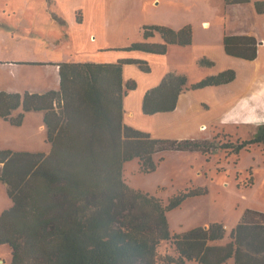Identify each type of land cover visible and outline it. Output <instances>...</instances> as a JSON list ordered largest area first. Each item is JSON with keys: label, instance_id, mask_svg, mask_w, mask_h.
<instances>
[{"label": "trees", "instance_id": "trees-1", "mask_svg": "<svg viewBox=\"0 0 264 264\" xmlns=\"http://www.w3.org/2000/svg\"><path fill=\"white\" fill-rule=\"evenodd\" d=\"M226 53L254 60L264 43V0H224ZM159 33L162 42L154 41ZM143 41L122 48L166 54L168 46L192 43L187 25L143 26ZM201 63L212 64L207 59ZM146 61L122 58L115 63L59 64V88L44 94L0 92V116L20 125L24 114L11 110H45L51 152L0 150V181L8 185L12 206L0 214V245L11 249L10 264H264V212L246 209L226 244L220 223L185 233L171 231L167 213L206 189L181 192L163 204L158 197L130 186L124 163L138 158L143 172H152L154 155L164 151H209V141L155 138L126 125L124 97L136 87L124 81L125 64ZM229 69L188 85L184 74L170 72L143 100L144 114L175 110L186 89L228 84ZM264 143V123L250 143ZM246 143L240 144L239 148ZM170 241L174 253H161Z\"/></svg>", "mask_w": 264, "mask_h": 264}, {"label": "rangeland", "instance_id": "rangeland-1", "mask_svg": "<svg viewBox=\"0 0 264 264\" xmlns=\"http://www.w3.org/2000/svg\"><path fill=\"white\" fill-rule=\"evenodd\" d=\"M1 1L0 8L4 2ZM10 1L15 10L12 15L25 16L27 19V22L20 26L22 34H27L25 36L27 40L32 38L29 35L30 30L50 33L46 41L43 37L38 38L43 43H47L49 38L60 35L58 32L52 33V25L49 26L47 13L38 12L39 6L36 2L26 6L28 0ZM89 3L91 0H65L58 4V7L64 9L63 13L66 17L71 18L74 7H87ZM102 3L105 16L100 23L106 33L107 43L111 42L120 48L128 47L143 41L142 31L145 25L175 27L185 23L193 30L195 40L193 46H186L177 52L170 51L167 57L170 62H178L183 68H189L191 80L199 82L207 76L232 69L235 73H239V79L243 82L252 78L253 70L259 68L258 75L263 81L264 88V52L260 55V66L257 65L256 58L245 60L233 56L227 57L220 52L226 20L224 0H102ZM78 14L80 15L81 12ZM31 21H33L32 25H30ZM68 33L74 56L94 60L111 58L109 52H99L93 48L99 43L97 39L99 34L94 42L85 29L72 27ZM155 36L162 39L159 33ZM21 40L25 41L23 38ZM57 47V51H64L66 43H60ZM49 50L52 54V48ZM198 56L200 60L207 59L212 64L199 61L200 66L198 64L194 66L193 60ZM25 70L32 81L36 74H31L30 68ZM196 91V96L207 97L211 108L208 109V105L204 104L207 109L192 113L188 128L187 126L173 128L178 129V132L169 131L164 134L168 138L182 136L181 139L207 140L209 151L156 153L154 161L157 166L152 172H143L138 158H134L124 163L123 178L133 188L158 197L163 204H167L170 198L181 192L206 189V194L189 197L179 207L167 213L170 228L174 233H185L198 226L206 227L212 223H220L225 227V236L219 242L223 245L229 242L231 231L246 209L264 212V143H250L257 135L259 126L256 123L217 118L222 116L221 113L225 109L224 105L219 108L216 104L220 95L218 90L203 88ZM31 123V120L26 122L22 131H26ZM201 124L204 125L199 128ZM40 133L47 137V131ZM243 143H246L245 146L239 148ZM35 148L37 152L45 154L51 152V144L48 141ZM11 206L12 200L1 182L0 214ZM159 250L161 253H174L170 241H162ZM11 260L10 247L0 245V264H10ZM188 264L199 263L192 260ZM225 264H234V259H229Z\"/></svg>", "mask_w": 264, "mask_h": 264}, {"label": "crops", "instance_id": "crops-1", "mask_svg": "<svg viewBox=\"0 0 264 264\" xmlns=\"http://www.w3.org/2000/svg\"><path fill=\"white\" fill-rule=\"evenodd\" d=\"M2 1L4 2L0 8V92L10 94L18 93L22 95L26 91L44 94L51 90H58L60 63H115L122 58H134L146 61L150 66V71H144L138 63L125 64L123 67L124 81L133 79L136 82V87L129 90L124 97L123 119L126 125L148 132L155 138L181 139L182 136L168 138L164 133H168L169 131L178 132V129L181 127L187 126L188 128L192 113L207 109L203 106L204 104L208 105V109L211 108L207 97L201 98L200 96H196V90L198 89L188 88L179 95L175 110L152 115L144 114L142 104L146 93L150 89L158 86L166 74L170 72L184 74L188 79V85L198 82L191 80L192 76L189 68H183L182 64L178 62H170L167 57L170 51H181L183 50L181 48H185L186 46L178 44L169 45L166 54H153L142 51H132L133 53L122 52V48L111 42L107 43V40H105L106 33H104L100 23V20L105 16V8L102 0H91V3L87 7H74V14L71 18L66 17L63 13L64 9L58 7V4L65 0L26 1V6L33 5V2H36V5L39 6L38 12L42 13L44 11L47 13V18L50 21L49 26L52 25V33H60L57 37L49 38L47 43L39 40L43 37L46 41L48 34L50 35V33L46 34L43 31L30 30L29 35L32 38L27 40L25 37L27 34H22L20 31V26L25 21L27 22L26 17L12 15V13H15V10L12 8L11 1ZM78 12H81V14L79 15ZM32 24L33 21L30 22V25ZM185 26L187 24L184 23L170 27L179 30ZM72 27L85 29L94 42H96L95 40L99 34L100 36L97 38L99 43L93 48L99 52H109L111 58L107 60L100 58L94 60L92 58L74 56L72 46L69 44L71 40H69L68 33ZM21 38L25 41H22ZM154 41L162 42V39L160 40L155 36ZM194 42L193 34L192 43L187 45V47L193 46ZM60 43H66L64 51H57V46ZM49 48H52V54ZM220 52L224 56H230L224 49L223 39L222 45H220ZM263 52L264 43L258 49V56L256 58L258 60V66L261 65L260 55ZM199 61L200 57L198 56L193 60L192 64L194 66L196 64L199 65ZM26 68H30L31 74H36L32 78V81L25 70ZM259 71V68L254 69L252 73L253 77L245 79L243 82L242 79H239V73L236 72V78L228 84L205 87L220 92L216 104L219 108L224 105L225 109L221 113L222 116L220 117L222 118L217 117L218 119L254 122L257 126L264 123V88L263 81L258 75ZM45 112V110L25 112L22 106L11 110L10 119L17 118L20 113L24 114L20 125L13 124L9 119L0 116V150L37 152L35 147L40 144L43 145L47 141L50 143L48 140V127L44 121ZM30 120L32 121L30 127L26 131H22L26 122ZM203 125L201 124L199 128L203 127ZM173 128L178 129L174 130ZM44 130L47 131V137L40 133ZM2 183L8 192V185L4 182Z\"/></svg>", "mask_w": 264, "mask_h": 264}]
</instances>
